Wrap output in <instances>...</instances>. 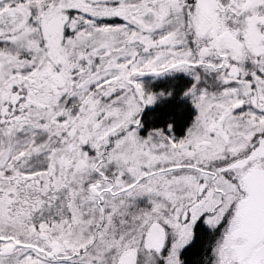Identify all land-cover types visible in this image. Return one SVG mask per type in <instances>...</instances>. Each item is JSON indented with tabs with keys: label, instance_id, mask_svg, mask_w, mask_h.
I'll list each match as a JSON object with an SVG mask.
<instances>
[{
	"label": "snow or ice",
	"instance_id": "snow-or-ice-1",
	"mask_svg": "<svg viewBox=\"0 0 264 264\" xmlns=\"http://www.w3.org/2000/svg\"><path fill=\"white\" fill-rule=\"evenodd\" d=\"M0 264H264V0H0Z\"/></svg>",
	"mask_w": 264,
	"mask_h": 264
},
{
	"label": "trees",
	"instance_id": "trees-1",
	"mask_svg": "<svg viewBox=\"0 0 264 264\" xmlns=\"http://www.w3.org/2000/svg\"><path fill=\"white\" fill-rule=\"evenodd\" d=\"M187 117H188V114L185 113L183 121L180 124H178V126H177V129H176L177 134H182L183 127L187 122Z\"/></svg>",
	"mask_w": 264,
	"mask_h": 264
}]
</instances>
